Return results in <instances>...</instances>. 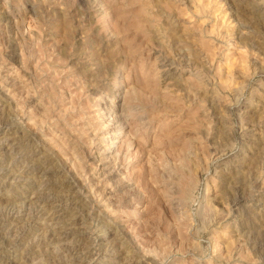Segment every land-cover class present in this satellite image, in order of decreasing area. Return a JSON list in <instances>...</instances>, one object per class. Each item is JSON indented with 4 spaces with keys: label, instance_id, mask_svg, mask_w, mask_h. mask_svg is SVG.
<instances>
[{
    "label": "rangeland",
    "instance_id": "1",
    "mask_svg": "<svg viewBox=\"0 0 264 264\" xmlns=\"http://www.w3.org/2000/svg\"><path fill=\"white\" fill-rule=\"evenodd\" d=\"M0 264H264V0H0Z\"/></svg>",
    "mask_w": 264,
    "mask_h": 264
},
{
    "label": "bare ground",
    "instance_id": "2",
    "mask_svg": "<svg viewBox=\"0 0 264 264\" xmlns=\"http://www.w3.org/2000/svg\"><path fill=\"white\" fill-rule=\"evenodd\" d=\"M221 19H223L224 20V18L223 17H220ZM222 22V21H221ZM120 121V122H119ZM118 122H119V125L117 126V128H118V130L117 131H115V132H113V138L115 139V138H117L118 136H119V134H121V131H122V127L120 126V124H122V122H124V119L121 117L120 119L118 118ZM131 143V142H130ZM111 144H112V142H111ZM104 167V166H103ZM109 167V166H108ZM104 169V168H103ZM107 169V168H106ZM111 170V169H110ZM114 170V169H113ZM107 173H109V174H111L112 173V171H108ZM106 173V174H107ZM2 213V212H1ZM64 233H62V235H63Z\"/></svg>",
    "mask_w": 264,
    "mask_h": 264
}]
</instances>
